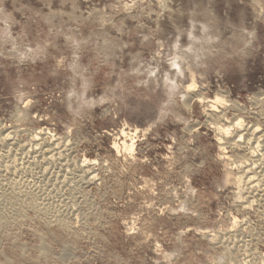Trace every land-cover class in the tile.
Wrapping results in <instances>:
<instances>
[{
  "label": "rangeland",
  "instance_id": "1",
  "mask_svg": "<svg viewBox=\"0 0 264 264\" xmlns=\"http://www.w3.org/2000/svg\"><path fill=\"white\" fill-rule=\"evenodd\" d=\"M255 2L0 0V124L16 143L41 128L67 143L48 162L18 145L0 155V264H264V201L238 202L227 176L236 157L220 154L204 105L188 109L167 84L173 75L185 86L194 72L203 95L236 101L245 120L260 112L264 12ZM203 20L216 40L196 61L191 32L201 37ZM241 35L251 39L245 53ZM125 123L140 129L132 154L111 149ZM85 157L95 160L90 184L79 175Z\"/></svg>",
  "mask_w": 264,
  "mask_h": 264
},
{
  "label": "bare ground",
  "instance_id": "2",
  "mask_svg": "<svg viewBox=\"0 0 264 264\" xmlns=\"http://www.w3.org/2000/svg\"><path fill=\"white\" fill-rule=\"evenodd\" d=\"M255 3L257 4L256 8L258 9V12H259L258 14H261L262 12H264L263 0H256ZM199 15L205 19L207 17H210V13L207 10L201 11L198 14V16ZM198 16H196L194 14L191 15L192 25L195 24L196 21H198V19L200 17V16L199 17ZM202 26H203L204 34L201 37L200 36L198 37L193 32H191L193 44L190 46L188 53L196 61H198L199 59H202V61H203L204 55L208 51H210L209 49L205 48L202 45L206 42L208 44L209 43L211 44L212 42H214V39L216 40V32H215L213 26L207 20L202 21ZM244 31H246V30H244ZM246 34L247 35L249 34V36H250V34L252 35V32H247ZM238 38H239V35H238ZM240 38H241V41L238 43H240L241 45L236 43V51H238L239 53H245L248 50L247 45L249 43L251 44L252 37H251V39H247V38L244 39V37H242V35H241ZM200 40L202 41V43H200L201 42ZM175 47H177V46H175ZM186 53H187V51H186ZM176 54H177V52H176ZM181 61L178 60L177 58H175V60L173 61V65L177 67V70L180 73H182V72L184 73L185 67L183 66ZM172 76H170V75L167 76V84L169 87L170 95L174 96L175 94H178V93L182 94L184 97V103H185V104L184 103L183 104L185 105V107H188V109L191 106L192 102H194V101H196L198 103H202V105H204V107H205V110L207 109V111H208L209 119L211 120L210 122L214 123L213 126L210 125V127L212 126L211 128H213V130H215L214 132H216V134H214V135H215V138L217 139V142L219 144L220 154L223 156L224 159L232 158L231 154L234 155V157H236L234 159V161H236L237 164L234 167V169L230 168L231 170L227 171L229 174L227 176H229L228 179H230L234 183V185L236 186V189L238 191L237 195H236L238 202H241L242 204H246L245 208H249L256 201H260V203H261V201H264V164H262V163H264V161L263 160L260 162L258 161V159L261 155L260 150L264 148V108H262V110L260 112H254L253 111L251 113L249 112L250 114L247 113L248 114L246 116L247 120H245L246 119V118L244 119L245 115L242 114V113H244L243 109L245 110V108L240 106L236 101L231 100L232 102L229 103L228 99H226V98H224L218 94L212 99L203 95V93L197 89L198 85H197V81H196L194 72H192L191 82L187 85L185 84V86L182 84L179 85V83H178L179 81L176 80L177 77H172ZM257 97H260V96H257ZM256 99H257L256 102H253V103L260 104L259 108L261 109V104L264 105V97L263 98H256ZM251 104H252V102H251ZM254 108H255V106H254ZM231 111L233 112L232 116L230 114ZM125 125L127 126L128 124L125 123ZM12 132H13L12 130H8L5 126H2L0 124V147L3 150V152L0 153V155H4L5 153H12V151L15 149V146L18 145L20 150H22L23 152L40 153L48 162L49 160L53 159V157H55V156H61L62 153L66 150L67 143H65L63 141L62 137L55 136V134L51 133L48 128H41L40 130H36L35 133L31 134L32 137L30 139V142L27 143V145L21 144V143H16L14 140V137L12 135ZM139 132H140V129L137 126L132 128L128 125V127L122 128L120 130L119 137H116L117 139L114 140V142L111 146L112 151H115L118 154H121L120 152H122V151L123 152H129L132 154V152H134L136 149V142H137V137H138ZM22 151H21V153H22ZM27 153H25V154H27ZM219 158H220V156H219ZM94 163H95V160L85 157L83 160H81L80 164H78V168H79V172H80V174H79L80 180L83 183H89L90 184V183H92V181H94L96 179V173L93 171V170H95V168H93ZM13 164H14V162L12 163V165ZM224 164H226V163H224ZM229 166H231V165H229ZM7 194L8 195H6V196L4 195L5 196L4 200L11 202L12 199H14L13 198L14 193L12 192L10 194L9 193H7ZM15 198H16V195H15ZM14 200H13V202H14ZM247 204H249V206ZM262 204L263 203H261L260 206H262L261 211L263 212L262 214H264V204L263 205ZM4 207H6V206H4ZM259 210H260V208H259ZM40 212L41 213L42 212L47 213L48 214L47 217H49V215H50L47 212V208H43ZM3 214H5V213H3ZM3 216L5 217V215H3ZM3 216L2 217L0 216V224H1V219L4 218ZM232 217H233L232 227L238 226L239 225V223H238L239 219L235 215H233ZM5 218H4V220H5ZM9 218H10V216H9ZM64 221L65 220L60 221L61 225L65 224ZM205 235L208 237V240H210V241H215L218 238L217 234L213 233V232H210V234L208 233ZM222 240L219 237L218 243L222 244L225 241L224 239H222ZM227 244L225 243L223 245L224 246L226 245L225 247L229 248L230 246Z\"/></svg>",
  "mask_w": 264,
  "mask_h": 264
}]
</instances>
